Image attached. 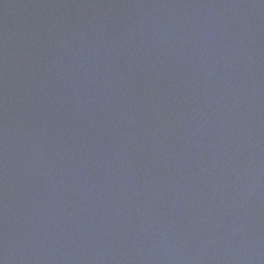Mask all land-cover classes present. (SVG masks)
Returning a JSON list of instances; mask_svg holds the SVG:
<instances>
[{"label": "water", "instance_id": "obj_1", "mask_svg": "<svg viewBox=\"0 0 264 264\" xmlns=\"http://www.w3.org/2000/svg\"><path fill=\"white\" fill-rule=\"evenodd\" d=\"M0 264H264V0H0Z\"/></svg>", "mask_w": 264, "mask_h": 264}]
</instances>
